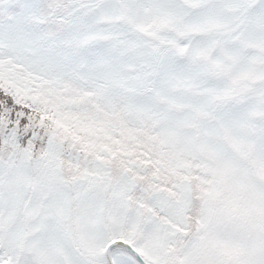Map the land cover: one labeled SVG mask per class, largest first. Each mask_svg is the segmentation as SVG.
Listing matches in <instances>:
<instances>
[{
	"label": "snow or ice",
	"instance_id": "1",
	"mask_svg": "<svg viewBox=\"0 0 264 264\" xmlns=\"http://www.w3.org/2000/svg\"><path fill=\"white\" fill-rule=\"evenodd\" d=\"M0 264H264V0H0Z\"/></svg>",
	"mask_w": 264,
	"mask_h": 264
}]
</instances>
